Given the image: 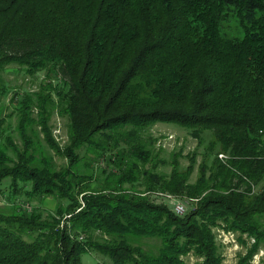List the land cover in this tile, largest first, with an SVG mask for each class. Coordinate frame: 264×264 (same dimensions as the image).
<instances>
[{
    "label": "trees",
    "instance_id": "1",
    "mask_svg": "<svg viewBox=\"0 0 264 264\" xmlns=\"http://www.w3.org/2000/svg\"><path fill=\"white\" fill-rule=\"evenodd\" d=\"M11 64L45 78L12 97L21 146L0 109V181L35 202L0 211V264H225L218 228L236 264L264 248V0H0V100ZM159 121L205 144L195 180Z\"/></svg>",
    "mask_w": 264,
    "mask_h": 264
},
{
    "label": "rangeland",
    "instance_id": "2",
    "mask_svg": "<svg viewBox=\"0 0 264 264\" xmlns=\"http://www.w3.org/2000/svg\"><path fill=\"white\" fill-rule=\"evenodd\" d=\"M228 34L240 36V27L237 26L235 21L230 23L226 28ZM45 78L44 71L37 72L36 74L27 73L24 69L20 68L16 64L9 65L3 73V83L8 89V92L0 100V109L2 110V115L6 118L5 127L7 131L11 133L16 143L21 146L20 136L18 135L17 122L18 114L17 107L18 103L16 99L12 101V97L19 94L31 93L34 95V92L39 90L42 86V81ZM33 114H36V110L33 111ZM51 123L53 125V133L59 143L63 145L66 142V128L65 120L58 115L53 114L51 118ZM39 131L40 128L37 127ZM151 133L158 138L157 147H161L162 155L165 157H170L171 153L175 151H182L183 156L180 157L182 165H187L189 159L185 156L189 152L197 151V163L195 166V171L191 176V180L196 179L198 165L201 161L202 155L201 152L204 150L205 144L199 145L198 140L194 138L190 132L183 127L174 122H157L152 128ZM41 135V134H40ZM41 137L42 146L46 150L47 145ZM207 141H205L206 143ZM12 154V152H9ZM40 157V154H38ZM55 160L58 165L66 163L64 158H60L55 155ZM164 170L167 172L170 171V166L164 167ZM20 184V183H19ZM29 204L33 205L35 202H29L24 193L17 194L14 197L13 191L10 188V178L7 177L0 181V211L5 213H11L16 206L27 207ZM45 208L47 210H54L57 205V200L53 196H47L44 199ZM218 240L221 243V249L225 256V264H236L238 260V255L243 254L247 251L250 242H242L238 238V232L225 231L218 228ZM264 255V248L262 247L253 257L251 264H262V258ZM188 264H193L196 260L194 256L189 255L186 257ZM83 264H100L98 259L90 256L83 255Z\"/></svg>",
    "mask_w": 264,
    "mask_h": 264
},
{
    "label": "built area",
    "instance_id": "3",
    "mask_svg": "<svg viewBox=\"0 0 264 264\" xmlns=\"http://www.w3.org/2000/svg\"><path fill=\"white\" fill-rule=\"evenodd\" d=\"M219 158L222 159V160H226L228 158V155L224 152H220L219 154ZM160 194L162 195H165V196H170L169 194L167 193H163L161 192ZM175 206V210L178 212V213H183L184 210H185V205L182 203V202H175L174 204Z\"/></svg>",
    "mask_w": 264,
    "mask_h": 264
},
{
    "label": "bare ground",
    "instance_id": "4",
    "mask_svg": "<svg viewBox=\"0 0 264 264\" xmlns=\"http://www.w3.org/2000/svg\"><path fill=\"white\" fill-rule=\"evenodd\" d=\"M230 232V231H229Z\"/></svg>",
    "mask_w": 264,
    "mask_h": 264
}]
</instances>
